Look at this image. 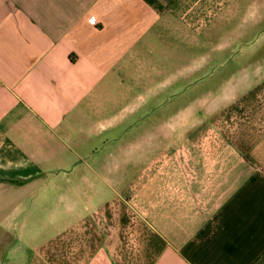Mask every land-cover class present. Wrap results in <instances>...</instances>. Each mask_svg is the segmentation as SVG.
<instances>
[{
    "label": "crops",
    "instance_id": "obj_1",
    "mask_svg": "<svg viewBox=\"0 0 264 264\" xmlns=\"http://www.w3.org/2000/svg\"><path fill=\"white\" fill-rule=\"evenodd\" d=\"M238 14V0H0V190L88 157L97 177L86 222L28 264H264V86L164 102L203 69L191 46Z\"/></svg>",
    "mask_w": 264,
    "mask_h": 264
},
{
    "label": "rangeland",
    "instance_id": "obj_2",
    "mask_svg": "<svg viewBox=\"0 0 264 264\" xmlns=\"http://www.w3.org/2000/svg\"><path fill=\"white\" fill-rule=\"evenodd\" d=\"M238 1L239 14L232 24L208 32L205 47L191 46L190 66L200 61L203 69L196 78L180 85L179 94L166 96L164 102L173 103V111L201 99L224 97L230 90L242 92L264 86V0ZM155 49L160 56L162 45ZM177 50L175 47V54ZM113 131L117 136L125 133L124 128ZM99 145L101 152L108 151L107 144ZM92 162V157L78 159L74 170L44 172L37 182L16 188L8 195L0 190V254L7 250L13 254V249H20L19 254L9 255L6 261L0 255V264H28L33 247L43 245L56 234L75 230L82 220L86 222L87 214L83 218L78 214L84 210L81 206L86 201V180L97 182V177L88 175L86 169V163Z\"/></svg>",
    "mask_w": 264,
    "mask_h": 264
},
{
    "label": "built area",
    "instance_id": "obj_3",
    "mask_svg": "<svg viewBox=\"0 0 264 264\" xmlns=\"http://www.w3.org/2000/svg\"><path fill=\"white\" fill-rule=\"evenodd\" d=\"M90 21H91L93 24H97V20H96L94 17H90Z\"/></svg>",
    "mask_w": 264,
    "mask_h": 264
}]
</instances>
